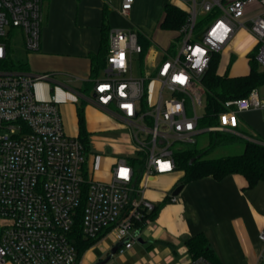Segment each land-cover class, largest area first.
Listing matches in <instances>:
<instances>
[{"label": "built area", "instance_id": "1", "mask_svg": "<svg viewBox=\"0 0 264 264\" xmlns=\"http://www.w3.org/2000/svg\"><path fill=\"white\" fill-rule=\"evenodd\" d=\"M121 1L128 15L134 0ZM176 1L187 14L179 29L181 46L164 51L150 67L143 64L138 31L109 32L105 76L93 79L92 99L130 131L138 156L118 158L111 179L99 181L89 174L79 136L66 132L57 95L36 94V84L52 74L3 66L12 28L20 29L28 50L40 49L44 0H0V264H78L73 233L80 216L84 236L111 234L124 242L117 250L123 254L155 209L144 195L147 179L174 173L177 151L204 131L198 110L207 106L203 77L213 56L245 28L258 41L256 58L264 68V9L246 17L255 0ZM200 17H208L206 27L199 26ZM135 59L139 77L132 75ZM224 106L207 130L240 134V113L261 111L264 120V89ZM260 239L264 244V229ZM184 264L214 263L199 256Z\"/></svg>", "mask_w": 264, "mask_h": 264}, {"label": "crops", "instance_id": "2", "mask_svg": "<svg viewBox=\"0 0 264 264\" xmlns=\"http://www.w3.org/2000/svg\"><path fill=\"white\" fill-rule=\"evenodd\" d=\"M71 1L73 2L46 0L47 12L42 28L41 46L36 52L29 53L28 68L25 71L30 72L29 66L33 65L38 70L35 71L37 73L52 74V79L36 84V94L41 99L48 98L52 93L57 95L65 129L69 135L80 134V106L84 110L88 136L111 135L113 140L106 146L105 153H90L87 162L89 174L93 179L109 181L116 160L129 158L124 157V152L134 150V147L129 148L133 141L130 131L94 102L93 84L90 86L87 82L99 77V73L94 76L93 65L99 58L105 60L103 55L106 48L109 49V32L114 28L125 27L112 22V13L108 8L111 0H74L78 3L76 11L68 8ZM168 3L176 5L177 1L171 0ZM164 9L165 6L163 19ZM119 12L124 15L121 7ZM260 12L262 10L254 13L247 8L246 17ZM130 13L131 11L128 15ZM72 29L76 32L75 39L60 36L63 32L72 33ZM140 36L143 42L149 43L141 56L144 66L155 64L164 51L173 52V43L168 49L161 51L151 37L141 32ZM257 52L256 37L245 28L237 29L225 48L217 53L219 61L224 56L229 64L227 71L219 72L217 69L218 73H227L233 77L249 74L250 55ZM231 68L238 71L233 74L230 72ZM82 82H85L84 87H81ZM258 88L262 91L264 85ZM250 113L252 111L240 113V134L236 135L243 140H251L254 136L258 142H264L263 137L255 130L256 127L252 128L244 117ZM261 122L264 123L263 118ZM121 130H124L126 144L129 142L125 148L115 139L122 134ZM146 182L151 188L147 191L145 189L144 195L154 202L157 207L156 214L142 229L133 246L123 254L116 252L106 264H184L191 257L188 239L200 233L206 235L210 248L217 254L221 264H264L261 260L264 245L260 239V232L264 229V204L260 202L258 193H255L264 188V179L250 187L242 174H231L222 179L203 177L196 180L188 200L183 196L180 197L181 201L176 202H171V195L175 188L182 184L178 176L173 173L155 175L149 177ZM246 191L249 195L248 201ZM166 194L169 195L160 204ZM94 240L83 253L81 264H95L106 258L117 244L113 235L105 232Z\"/></svg>", "mask_w": 264, "mask_h": 264}, {"label": "trees", "instance_id": "3", "mask_svg": "<svg viewBox=\"0 0 264 264\" xmlns=\"http://www.w3.org/2000/svg\"><path fill=\"white\" fill-rule=\"evenodd\" d=\"M187 14L178 6L167 3L164 9V19L161 26L166 29H177L185 23ZM208 17L200 19L199 26L201 27L204 20ZM140 41L143 44L144 51L147 49L149 43ZM109 48V47H108ZM108 50H105V60L99 58V61L94 63V76H97L100 69L105 67L106 56ZM257 53L250 55V72L244 76H229L226 74H219L218 62L219 56L215 54L209 69L203 77V84L206 88L207 106L206 114L201 118V122L206 126H214L218 123V114L225 109L224 103L228 100L247 96L251 90L264 85V68L256 58ZM95 59V58H94ZM3 66H15L19 70H27V63L19 61L17 64L11 61L10 56L3 61ZM90 86L93 80L87 82ZM79 123L80 134L79 138L82 141L86 152L89 150L88 133L85 127V117L83 107H79ZM239 137L231 133V137ZM240 138V137H239ZM256 139L254 136L252 137ZM242 139V138H241ZM243 140V139H242ZM244 149L241 153L231 154L217 158H207V154L214 147L210 146L208 149L199 151L195 148L186 147L179 150L176 155L177 169L184 170L183 178L185 182L193 179H200L207 176H212L216 179H222L231 174H242L248 181L250 187L257 184L264 179V144L254 140H243ZM157 211V207L149 217L152 219ZM145 223L141 224L144 227ZM75 244L78 250V260L81 259L85 250L92 245L96 238H88L83 235L81 231V216L78 217L74 229ZM188 249L191 257L203 256L213 262L214 264H221L217 254L210 248L208 238L206 235L200 233L190 237L187 241Z\"/></svg>", "mask_w": 264, "mask_h": 264}, {"label": "rangeland", "instance_id": "4", "mask_svg": "<svg viewBox=\"0 0 264 264\" xmlns=\"http://www.w3.org/2000/svg\"><path fill=\"white\" fill-rule=\"evenodd\" d=\"M170 1L171 0H134L133 8L131 9V13L128 16H124L121 14V12H119L120 7H121V0H111L108 3V8L110 9L109 12L112 13L111 20L114 24L125 27V28H133L139 33L141 32L145 34L146 36L151 37L156 47L162 51V50L168 49L172 45V43L174 44L173 46L174 49L175 48L177 49L181 46V38L178 37L179 30L166 29L161 26V21L163 19V8L165 4ZM45 2L46 0H44L43 2V19H42V25H41V34H42V28L44 26V21H45L46 12H47ZM77 6H78V3L73 0V2L72 1L69 2L68 8L71 11L73 10L76 11L78 8ZM248 8L254 13L258 12L259 10L264 9V7L260 3V0H255L251 2L248 5ZM200 19H203V17H200ZM207 21L208 19H205L202 26L206 27ZM72 28H74V26H72ZM75 33L76 32L74 31V29H72V33L68 34V33L63 32V34H60V36H68V37H72L73 39H75L76 37ZM8 41H9L10 59L16 64L19 61L28 63L29 53L36 52V51L28 50L26 48L24 41H23L22 33L19 28H12V33L9 35ZM218 64H219L218 66L219 72L223 70L227 71L229 64H228V61L224 59V56L221 57V60L219 61ZM246 65L249 66L248 61H246ZM29 68L31 69L30 71L31 73H37L35 71H38L36 70V68H34L33 65L29 66ZM133 68L134 70H133L132 75L134 77H139L141 75V63L138 59H135L133 63ZM8 69L17 70L18 68L15 66H9ZM237 71L238 69H232V68L230 69V72L233 74H235ZM98 76L100 78L105 76V72L103 71V69H100ZM84 86H85V82H82L81 87H84ZM204 104L205 105L207 104V96L204 97ZM198 113L200 116L203 117L206 114V108L205 107L199 108ZM244 117L248 121L249 125L252 126V128L256 127L255 130L264 139V123L261 122V119H262L261 111H252L250 115L244 116ZM208 127L210 126L204 125L200 120L199 128L204 129V131L199 133L196 136V139H197L196 143L184 145L183 148L191 147L199 151L200 150L203 151L205 149H208L210 146L214 147L207 154H205V157L207 158H217V157L227 156L231 154H238L243 151L244 143L241 138L237 136L232 138L231 133L229 132L209 131L207 130ZM121 133L122 134L119 135L115 139H118L117 143L120 146L124 145L122 146V148H125L129 142H127L126 144L127 139L124 136V130H121ZM262 137H260L261 138L260 140H262ZM112 140L113 138H111V135H103V134L102 135L93 134L91 136L89 135L88 136L89 150L87 151V156H89L90 153H94L96 155L105 153L106 146ZM130 147L133 148L134 146L129 145V148ZM136 156H138V153L135 150L130 149L124 152V157L134 158ZM184 174H185L184 170H178V169L173 173V175L178 176V179L180 180V182L185 181V179L183 178ZM196 180L197 179H193V180H189L184 183L185 187L183 191L177 195L176 201H181L180 197L183 198V196L186 197L187 200L189 199L191 195L190 194L191 188L196 184ZM148 182H146V188H145L146 191L151 188ZM153 189H157V188H153ZM255 193H258L260 202L264 204V188H262V190L258 189V191H256ZM168 195L169 194H166L163 197L160 204H162L165 201ZM245 196H246V200L248 201L249 199L248 191H246ZM171 202H174V201L171 200ZM261 244H263V242ZM78 264H81V263L79 262Z\"/></svg>", "mask_w": 264, "mask_h": 264}, {"label": "water", "instance_id": "5", "mask_svg": "<svg viewBox=\"0 0 264 264\" xmlns=\"http://www.w3.org/2000/svg\"><path fill=\"white\" fill-rule=\"evenodd\" d=\"M199 39H202V36H199ZM183 188H184V184H180V185H178V186L175 188V190L173 191V195H178V194L182 191ZM139 239H140V238H139ZM123 243H124L123 241L117 243V244L112 248V250L110 251V254H109L106 258H104V259H102V260H99V261L96 262L95 264H106V263L112 258V256L116 254L118 248H119L120 246H122Z\"/></svg>", "mask_w": 264, "mask_h": 264}]
</instances>
